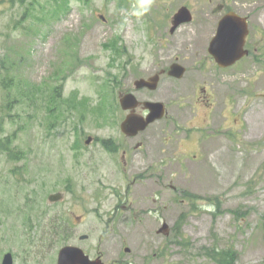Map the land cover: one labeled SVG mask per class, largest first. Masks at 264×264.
Returning a JSON list of instances; mask_svg holds the SVG:
<instances>
[{
  "label": "rangeland",
  "instance_id": "1",
  "mask_svg": "<svg viewBox=\"0 0 264 264\" xmlns=\"http://www.w3.org/2000/svg\"><path fill=\"white\" fill-rule=\"evenodd\" d=\"M202 1L0 0V145L15 150L0 149V264L6 252L13 264H56L63 243L107 264H218L208 250L228 246L235 264H264V0H227L249 17L250 51L220 70L183 51L195 22L164 28L182 4L211 15ZM176 58L181 77L134 88ZM201 87L216 107L195 146L190 127L209 113L195 102ZM127 91L167 112L128 142ZM102 97L104 117L91 111ZM54 192L62 199L50 202ZM61 217L65 242L45 233Z\"/></svg>",
  "mask_w": 264,
  "mask_h": 264
},
{
  "label": "water",
  "instance_id": "2",
  "mask_svg": "<svg viewBox=\"0 0 264 264\" xmlns=\"http://www.w3.org/2000/svg\"><path fill=\"white\" fill-rule=\"evenodd\" d=\"M100 17H102L100 15ZM189 20L188 10L185 6L179 7L173 15L171 31L176 26ZM248 34V27L244 17L233 12L226 13L219 21L215 36L210 41L209 52L214 57L220 67H227L234 64L237 60L248 54L244 48L245 39ZM160 72H155L147 78H137L133 81L135 89L147 88L154 90L157 88ZM184 73V67L178 63H172L167 74L174 77H181ZM118 103L120 108L127 111L120 122V131L127 136H135L143 131L152 122L161 119L165 115V105L160 101L139 100L132 92H122L118 94ZM141 107L145 113L137 112L136 109ZM91 136L85 140L88 143ZM62 198L60 192L50 193L48 200L50 202L59 201ZM167 224L162 223L157 232L166 231ZM87 238L86 234L79 236V239ZM124 251L128 252L129 248L125 247ZM1 264H13L11 252H6L1 260ZM56 264H105L100 256L90 258L82 248L66 244L58 249Z\"/></svg>",
  "mask_w": 264,
  "mask_h": 264
},
{
  "label": "flooded vegetation",
  "instance_id": "3",
  "mask_svg": "<svg viewBox=\"0 0 264 264\" xmlns=\"http://www.w3.org/2000/svg\"><path fill=\"white\" fill-rule=\"evenodd\" d=\"M202 2L205 3L204 4L205 7L206 6L210 7L211 13H212L211 15L207 14V15L195 16V14H193V11H192V9L189 6H187L186 4H182L181 6H185L187 8V10H188L189 20L187 22H185V23H182V24L176 26V28H174L171 31L173 15L176 12L175 11V12H173V14L171 16H168L166 18V20L163 21L164 23H166L164 28L165 29L168 28V32L174 36L175 32L177 30H180L183 26H185L184 24H186V23L188 24V22L189 23L190 22H195L196 27H195L194 35L196 37L193 38V40H192V42H193L192 43V47L190 49H183V51H187L188 50V51L193 53V61L197 63V66H198L197 68L198 69H202V68H205V67H207V68L210 67L211 69H215V70L226 69L229 66L220 67L218 65V63L216 62V60L214 59V57L210 54V52H209L210 41L215 36V33L217 31V27H218V23H219L220 19L226 13L233 12V13L241 16V17H244L245 20H246V24H247V27H248V34H247L246 39H245L244 48H246L248 50V54H249L250 49H249L248 40H247L248 35H249V17L247 15L240 14V12L237 9H235V8H234L235 9L234 10L232 8L233 6H231L228 3L227 0H219V1H216V2H214L213 0H203ZM201 38H203V39H201ZM181 45H182V48H183L184 44H181ZM174 46L177 47V45H173V47ZM175 60L176 61H174L172 63L181 64L180 62H178L177 58ZM181 65L184 67V73L183 74H185L187 64H185V65L181 64ZM169 66L167 68H162L160 70H164L163 73H167V70H168ZM160 70H158V71L160 72ZM199 92H200L199 97L195 98V102L198 103V104H201V105H205L207 107V110H208L209 113L207 115V118H203L201 120L199 126L190 127L191 131H192V134H191V136L190 135L189 136L192 139L195 138V140L193 141V144L195 146H199V144L204 139L203 137H201L203 135V130L206 128L207 122H209L210 117L212 115V112L215 110V107H216L215 102L210 101L209 99H207L205 96L202 95L203 93H209L205 87H201L199 89ZM137 109L140 110V112H143V113L146 112L141 107H138ZM137 109H136V111H137ZM166 115H167V112L165 111V115L164 116H166ZM220 116H221V113H220ZM137 135H135V136H137ZM122 136L127 140L126 142H128L129 140H132L135 137V136H126L124 134H122ZM209 137L211 138V137H213V135H210ZM172 139L173 138H171L170 136H166V134H164V136L162 138V140L165 141V142H169ZM186 139H188V138H186ZM135 146H142V142H137L135 144ZM130 169L131 168H129V170ZM139 176L138 175L134 176V179L138 178Z\"/></svg>",
  "mask_w": 264,
  "mask_h": 264
},
{
  "label": "trees",
  "instance_id": "4",
  "mask_svg": "<svg viewBox=\"0 0 264 264\" xmlns=\"http://www.w3.org/2000/svg\"><path fill=\"white\" fill-rule=\"evenodd\" d=\"M18 1H22V0H18ZM120 1L122 2V0ZM113 47H115V45ZM55 95L57 96L59 95L58 88H55ZM106 98H107V95H106ZM107 102L108 100L106 101L105 98L102 97L101 100L98 101V103H96L95 105H92L91 111L94 114L99 115L100 117L107 116L106 114L107 106H108ZM48 109L50 110V108ZM10 143L11 141L8 138H5V141H3L2 144L0 145V149L7 151L10 158H14L15 150L13 151L10 149ZM102 144L111 151H114L116 149V146L109 140L107 141L103 140ZM42 219H43V216H42ZM53 221L50 222L52 226L50 228L47 227L45 233L55 235L56 232L58 231V234L61 236L60 241L65 242L66 238L64 237V234H66L67 231H69V233L71 232L69 221L63 217L59 218L58 221L54 223ZM64 244L66 243H63V245ZM208 255L210 256L211 259L216 261L218 264H235L237 260V253L232 246H228L224 248L212 247L208 250Z\"/></svg>",
  "mask_w": 264,
  "mask_h": 264
}]
</instances>
